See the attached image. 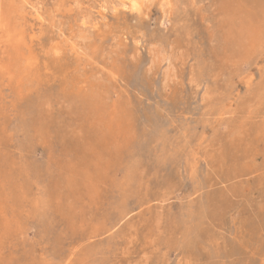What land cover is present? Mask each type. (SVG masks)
<instances>
[{
	"label": "rangeland",
	"instance_id": "obj_1",
	"mask_svg": "<svg viewBox=\"0 0 264 264\" xmlns=\"http://www.w3.org/2000/svg\"><path fill=\"white\" fill-rule=\"evenodd\" d=\"M122 1L0 0V264H264V0Z\"/></svg>",
	"mask_w": 264,
	"mask_h": 264
},
{
	"label": "bare ground",
	"instance_id": "obj_2",
	"mask_svg": "<svg viewBox=\"0 0 264 264\" xmlns=\"http://www.w3.org/2000/svg\"><path fill=\"white\" fill-rule=\"evenodd\" d=\"M88 2V1H87ZM153 3V2H152ZM114 4V3H113ZM117 4V3H116ZM136 4H137V0H123L122 1V6L123 7H125L126 6V8L127 7H134V6H136ZM163 4V3H162ZM116 6V5H115ZM21 8V7H20ZM103 8V7H102ZM101 8V9H102ZM84 11V10H83ZM94 11V10H93ZM97 15V14H96ZM80 17V16H79ZM46 19V18H45ZM159 33V32H158ZM215 37V36H214ZM83 38V37H82ZM154 38V37H153ZM22 40V39H21ZM84 41V40H83ZM138 42H139V40H138ZM157 42V41H156ZM31 43V42H30ZM107 46V45H106ZM10 51V50H9ZM30 52V51H29ZM32 52V51H31ZM89 52V51H88ZM13 53V52H12ZM105 53V52H104ZM56 55V54H55ZM118 56V55H117ZM58 58V57H57ZM79 58H80V55H79ZM20 59V58H19ZM171 59V58H170ZM162 60V59H161ZM249 60V59H248ZM96 61V60H95ZM20 62V61H19ZM41 62V61H40ZM171 62H172V60H171ZM171 64V63H170ZM25 65V64H24ZM168 67H170V65L168 66ZM172 70V69H171ZM175 72H176V70H175ZM9 78V77H8ZM12 78V77H11ZM25 78V77H24ZM171 79V78H170ZM171 83H172V81H171ZM10 84V83H9ZM68 212V211H67ZM69 215V214H68ZM4 217V216H3ZM5 218V217H4Z\"/></svg>",
	"mask_w": 264,
	"mask_h": 264
}]
</instances>
